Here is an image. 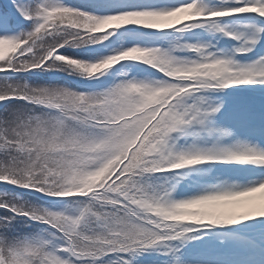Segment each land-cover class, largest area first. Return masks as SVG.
<instances>
[{
    "label": "snow or ice",
    "instance_id": "6c2138e0",
    "mask_svg": "<svg viewBox=\"0 0 264 264\" xmlns=\"http://www.w3.org/2000/svg\"><path fill=\"white\" fill-rule=\"evenodd\" d=\"M0 264H264V0H3Z\"/></svg>",
    "mask_w": 264,
    "mask_h": 264
},
{
    "label": "rangeland",
    "instance_id": "374dc122",
    "mask_svg": "<svg viewBox=\"0 0 264 264\" xmlns=\"http://www.w3.org/2000/svg\"><path fill=\"white\" fill-rule=\"evenodd\" d=\"M77 1H78V3H82V1L84 3H88L89 2V0H82V1L77 0ZM189 35H191V34H189ZM144 39H147V38H144ZM235 43H236L235 41L221 40L220 41V46H222V47H225V46L226 47H232L233 45H235ZM156 46L159 47L161 45L157 44ZM141 78H143V77H141ZM228 91L231 92L232 89H229Z\"/></svg>",
    "mask_w": 264,
    "mask_h": 264
},
{
    "label": "trees",
    "instance_id": "16d2710c",
    "mask_svg": "<svg viewBox=\"0 0 264 264\" xmlns=\"http://www.w3.org/2000/svg\"><path fill=\"white\" fill-rule=\"evenodd\" d=\"M66 2L75 4V5H81V6L84 5V3L83 4L82 3H78V1L76 2L75 0H66ZM0 3H2L1 0H0Z\"/></svg>",
    "mask_w": 264,
    "mask_h": 264
}]
</instances>
